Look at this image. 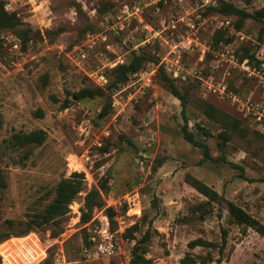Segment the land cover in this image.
Instances as JSON below:
<instances>
[{"label":"rangeland","instance_id":"374dc122","mask_svg":"<svg viewBox=\"0 0 264 264\" xmlns=\"http://www.w3.org/2000/svg\"><path fill=\"white\" fill-rule=\"evenodd\" d=\"M0 1L19 18L18 28L29 29L25 43L0 29V168L7 181L0 191V227L8 230L6 220H14V229L22 228L52 200L59 180L84 174L58 236H51L58 227L49 223L8 238H27L36 258L26 264L49 256L51 264H62V256L70 264L80 261L85 238L96 235L95 217L107 207L115 210L106 215L118 246L110 264H131L137 242L145 264H264V235L235 224L227 211V202H234L264 225V0ZM222 1L253 17L236 28L237 15L211 9ZM217 30L232 40L215 46ZM180 40L185 47L175 48ZM244 49L253 60L241 59ZM142 51L157 62L109 91L111 69ZM177 57L187 79L172 75ZM160 66L189 91L184 113L158 81ZM82 89L103 93L78 100L74 94ZM66 98L68 107L61 108ZM198 100L240 120L241 129L226 130L224 141L222 126L198 109ZM101 111L106 114L99 117ZM184 118L210 159L184 139ZM35 129L46 138L27 160L21 150L6 148L11 134ZM187 175L216 190L220 201H208ZM102 179L105 206L83 223L84 196ZM203 203L204 211L195 210ZM196 239L212 245L190 246ZM7 241L9 250L23 242Z\"/></svg>","mask_w":264,"mask_h":264},{"label":"trees","instance_id":"16d2710c","mask_svg":"<svg viewBox=\"0 0 264 264\" xmlns=\"http://www.w3.org/2000/svg\"><path fill=\"white\" fill-rule=\"evenodd\" d=\"M3 1H0V29L1 30H11L15 34L19 35L22 42H26L27 35L29 33V29L23 27L18 28L17 25L19 23V18L15 17L14 13L7 12L3 8ZM107 8H110L113 3L107 2ZM106 7L99 9L100 12H105ZM211 9L215 10L220 14L225 15H237L238 20L236 22V28L241 26V22L243 19L250 17L253 15L249 14L248 12L243 11L235 7L233 4L228 2H221L218 6H213ZM58 31L57 33H59ZM214 41V45L216 46L217 43L224 39L225 41H231L232 36L225 37V34L221 30H217L212 37ZM23 43V44H24ZM248 58L253 60V55L248 53L247 49H244L243 54H241V59ZM149 61L157 62V59L153 56L148 55L145 51L136 53L133 52L129 61L127 63H122L116 65L111 72L114 73V78L110 84L106 87L109 91H112L115 87H118L119 84L124 83L128 80L130 74L135 73L142 69L144 65ZM158 81L161 85L166 88L174 97H176L180 105L182 107V112L184 113V109L188 104V94L189 91L185 87H178L175 84L174 80L170 78L166 72L164 71L163 67L160 66L158 70ZM103 90L96 89V90H89V89H82L75 93L74 95L78 100L83 98H91L96 95H101ZM69 100L66 98L62 104L60 105L61 108L68 107ZM105 108H109V105H106ZM198 109L210 120L215 123L220 124L222 126L223 131L220 134V137L227 140V132L226 130H240L241 129V121L232 118L230 115L220 111L216 108L213 104L206 100H198ZM36 113L39 116L43 115L41 110H37ZM182 134L185 140L190 143H193L195 146L201 147L203 149V159H210L211 155L209 153L207 145L203 142L196 140L193 137L192 132L188 130L187 119L184 118V124L182 126ZM46 138V133L43 129H35L29 132H15L10 135L9 138L5 140L6 148L21 150L22 158L21 160H27L29 156L32 154L34 147L41 145ZM160 165V163L158 164ZM83 173L81 172H73L69 178H62L59 182L54 186L53 193L54 196L52 200L47 204V206L40 212H35L31 215V217L21 222L23 224L22 228L17 230L14 229L15 221L14 220H6L5 225L8 228L2 229L0 227V242L10 238L11 236H23L30 231L34 230L35 228L42 227L49 223H54L57 225V230L51 231V236L56 237L58 236L63 229L62 224L67 220V213L69 211L68 205L72 202V200L76 197V195L82 191L83 184L82 178ZM186 182L192 186L198 193L205 196L208 201H213L218 203L220 201V195L218 192L208 185H206L203 181L191 177L190 175L186 176ZM7 186V181L5 178V174L3 170L0 168V191L5 189ZM108 192V186L106 179H102L98 182L97 187H92L84 196L83 207L81 209V222L86 223L90 220L91 214L95 208L101 209L105 206V201L103 195ZM47 194V193H46ZM205 203L196 207L195 210L204 211ZM107 215L111 218L115 214V210L112 207H107L105 209ZM227 211L229 215V219L233 221L237 225H241L245 228H251L257 233L264 235V225L260 223V221L250 215L244 208L237 205L234 202H227ZM136 225L134 226V228ZM148 239V234L146 233L142 237V242H145ZM140 241V242H141ZM87 238H85V244H88ZM89 245V244H88ZM190 246L195 245H212L211 242L204 241L202 239H196L189 243ZM141 246L138 242L135 244L132 250L133 257L131 259V264H145L149 263V260L144 258L142 252H140ZM39 264H51V256L47 257L44 261Z\"/></svg>","mask_w":264,"mask_h":264},{"label":"built area","instance_id":"2783aa9c","mask_svg":"<svg viewBox=\"0 0 264 264\" xmlns=\"http://www.w3.org/2000/svg\"><path fill=\"white\" fill-rule=\"evenodd\" d=\"M16 44V43H15ZM186 44L185 40H180L175 43V48H184ZM175 70H173V77H179L182 79H187V75H189V71L185 70V67L182 65V62L179 61L177 57L174 59ZM100 80V79H99ZM101 216L95 217L98 219V224L96 229L94 230L95 236L89 237V245L83 246L81 257L82 259L79 261H74V264H85L92 260H97L98 264H110V262L114 259L117 252V242L115 237V232L111 230L109 219L102 210L100 211ZM25 237H16L15 239H7L9 240H23V242H19L16 248L12 247L10 250L3 247V243L7 240L0 243V247L3 249L0 250V255L2 256V262L6 264L4 258L7 255L11 256L12 260H7L9 264H19L21 261L26 264L33 261L36 258L35 250L32 246H30L26 241ZM7 241V242H8ZM7 254V255H6ZM62 264H70L65 260V258L61 257Z\"/></svg>","mask_w":264,"mask_h":264},{"label":"water","instance_id":"95a60500","mask_svg":"<svg viewBox=\"0 0 264 264\" xmlns=\"http://www.w3.org/2000/svg\"><path fill=\"white\" fill-rule=\"evenodd\" d=\"M105 114H106L105 111H101V112L99 113V117H101V116H103V115H105Z\"/></svg>","mask_w":264,"mask_h":264}]
</instances>
